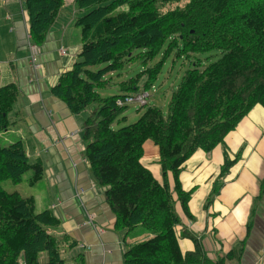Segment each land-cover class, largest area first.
I'll list each match as a JSON object with an SVG mask.
<instances>
[{"label": "trees", "instance_id": "16d2710c", "mask_svg": "<svg viewBox=\"0 0 264 264\" xmlns=\"http://www.w3.org/2000/svg\"><path fill=\"white\" fill-rule=\"evenodd\" d=\"M31 42L40 47L54 24L64 0H23ZM83 14L76 18L80 30L78 61L62 74L51 92L78 114L90 109L83 124L84 155L92 176L115 217L114 228L126 238L136 229L149 237L127 244L123 264H209L196 237L177 233L191 192L179 182L183 164L195 151L211 152L256 106L264 108V0H74ZM163 58L173 48L192 57L190 68L173 90L166 114L147 107L132 124L114 128L126 107H118L123 94L102 98L97 89L108 72L123 67L134 54ZM216 53L208 63L196 56ZM103 66L98 71L89 68ZM161 62L139 73L147 76L146 90L160 71ZM138 79L122 86V93L139 90ZM126 82V81H125ZM18 97L14 84L0 86V133L11 126L9 117ZM152 142L159 152L162 182L140 162L143 145ZM225 153L205 207L219 193L223 179L236 162ZM32 172L29 184L41 180L40 164H31L21 142H0V264H84L78 254L64 258L75 244L50 234L59 221L48 211L37 214L32 197L7 193L4 180L18 184ZM171 178L172 186L169 183ZM264 197V178L255 201ZM194 242L192 252L181 254L178 239ZM126 240V239H125ZM69 243H65V242ZM66 244V245H65ZM47 257L43 260L42 256ZM232 258V253L227 259ZM226 258L223 259V261ZM217 260L216 264H222Z\"/></svg>", "mask_w": 264, "mask_h": 264}, {"label": "crops", "instance_id": "0c3cea01", "mask_svg": "<svg viewBox=\"0 0 264 264\" xmlns=\"http://www.w3.org/2000/svg\"><path fill=\"white\" fill-rule=\"evenodd\" d=\"M22 2L0 0V86L17 87L11 125L22 120L21 126L13 125L0 133V141L3 146L21 142L27 159L41 165L43 176L34 184L38 193L31 197L37 214L49 211L59 221V227L50 229V234L75 244L64 258L70 262L82 254L84 264H123L125 246L141 242L149 234L136 229L126 238L115 230V217L104 197L107 189L97 185L84 155L83 124L90 110L74 114L51 92L59 77L78 61L80 35L75 20L83 12L74 0H68L71 6L65 0L39 48L35 67L26 49L28 17ZM73 28L79 44L71 42ZM7 32L13 37L5 41L2 37ZM6 45L11 49L4 53ZM61 48L66 50L64 54L59 53ZM257 106L225 137L223 145L209 153L195 151L179 175L182 189L191 192L187 207L192 219L176 203L181 220L176 231L187 230L196 237L209 264L219 259L222 264H264V197L255 201L264 178V109ZM147 143L140 162L158 181L162 176L158 148L154 145L156 150L152 151ZM225 153L230 160H237L219 193L205 207ZM169 183L172 186L170 177ZM178 246L181 254L195 249L194 242L187 238H179ZM229 253L231 259H227ZM41 258L47 259L44 255Z\"/></svg>", "mask_w": 264, "mask_h": 264}, {"label": "rangeland", "instance_id": "374dc122", "mask_svg": "<svg viewBox=\"0 0 264 264\" xmlns=\"http://www.w3.org/2000/svg\"><path fill=\"white\" fill-rule=\"evenodd\" d=\"M64 2H65V0H64ZM67 5L71 6V4L68 3V0H67ZM6 30L9 31V29L7 27H6ZM75 31H74V28H73V30H71V42H72V44L73 43L79 44V40L77 41L78 37H77V34ZM78 31H79V33H78ZM77 33H78V35H80V30H77ZM8 37H10V39H11L13 37V34L7 32V34L5 36H3L2 38H3V40L7 41ZM0 42L2 43L1 38H0ZM10 49H11V45H6L4 48V53L6 51H9ZM26 49H27L28 53H31V50L27 45H26ZM164 52H165V47L163 48V50H161V52H159V54L155 58H153L151 60L146 59L145 63H143L142 58H139V57H137V54H134L133 58L131 60H128L129 58L123 59V67L121 69H119L118 71H115V72H108L105 74L106 76L105 75L103 76V78L101 80L102 86H101V88L97 89V93L102 98L115 96V95H118L121 93L122 86L125 85L128 81H130V79H138L139 76H137V75H139V73L141 71H143V69L150 68V67L154 66L156 63L161 62L159 73L156 75L155 80L152 83H150L149 87L146 89V91L149 93V94H147L148 96H146L142 102L138 101V100H133L128 105L126 104V102H124L123 104L125 106L123 105L122 107H126V108H124V110L122 111V113L120 114L118 119L115 121L114 128L119 129L122 126H126L128 124L134 123L140 117L139 115H141L147 107L158 108L163 114H166L167 105H168L169 100L171 98V94H172L173 90H175L176 86L180 82L181 77L185 74L186 70L190 68V62H191L192 57H190V56L188 57L186 55H179V54H177V50L176 49L174 50V48H173L163 58ZM38 55H39V51L36 55H34L33 59H30L31 63L34 64L35 67L37 66L36 64H37ZM196 57L201 59L202 62L208 63L209 61L213 62V60H215L217 58V55H216V53H211V54H206V55H199ZM102 68H103V66H99L96 68H89V69L92 71H94V70L98 71ZM146 78H147V76H145V78L142 80H141V78H139V80H138L139 83H137V87H143L145 85ZM105 79H107V80H105ZM108 82H109V84H108ZM120 104H122V103H120ZM256 107H258V106L256 105L238 123V125L248 115H250ZM84 111H86V110H84ZM140 112H141V114H140ZM138 113H139V115L137 116ZM9 117H11V115H9ZM21 124H22V120L16 121L13 125L17 128V127L21 126ZM13 125H11V126H13ZM252 125L254 127H257L255 122H253ZM11 126H9L8 129H12ZM9 137H13V136L9 135ZM0 142L3 145V142L2 141H0ZM146 145L153 147L152 151L156 150V147H154V144L152 142L149 141V143H147ZM237 153L240 154L241 151H238ZM29 162L31 164H33V162H31V161H29ZM28 172H26L22 176L21 181L16 185L13 184L9 180H4L1 183V188L9 194L10 193H18L24 198L33 196L35 193H38V188L35 187V185L29 186V183H28L29 178L28 177H29L30 172L29 173ZM160 180H161V177L159 178L158 181H160ZM175 212L177 214L176 208H175ZM57 227H59V225ZM139 230L144 231L142 229H139Z\"/></svg>", "mask_w": 264, "mask_h": 264}, {"label": "built area", "instance_id": "2783aa9c", "mask_svg": "<svg viewBox=\"0 0 264 264\" xmlns=\"http://www.w3.org/2000/svg\"><path fill=\"white\" fill-rule=\"evenodd\" d=\"M29 48H30V50H31V59H33V57H34V55H36L37 53H38V48L37 47H35L34 45H29ZM145 98V95H139V96H137V97H135V98H129V99H127L126 101L127 102H132L133 100H138V101H143V99Z\"/></svg>", "mask_w": 264, "mask_h": 264}]
</instances>
